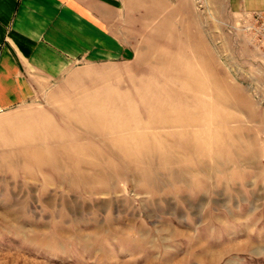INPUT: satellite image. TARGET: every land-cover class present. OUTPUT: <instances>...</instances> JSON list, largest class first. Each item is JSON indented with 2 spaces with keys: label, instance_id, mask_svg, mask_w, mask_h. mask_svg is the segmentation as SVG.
Instances as JSON below:
<instances>
[{
  "label": "rangeland",
  "instance_id": "obj_1",
  "mask_svg": "<svg viewBox=\"0 0 264 264\" xmlns=\"http://www.w3.org/2000/svg\"><path fill=\"white\" fill-rule=\"evenodd\" d=\"M172 2L127 42L125 113L69 77L20 107L84 151L0 158V264H264V8Z\"/></svg>",
  "mask_w": 264,
  "mask_h": 264
},
{
  "label": "crops",
  "instance_id": "obj_2",
  "mask_svg": "<svg viewBox=\"0 0 264 264\" xmlns=\"http://www.w3.org/2000/svg\"><path fill=\"white\" fill-rule=\"evenodd\" d=\"M244 5L264 8V0H244ZM177 6L172 0H0V133L15 152L0 158H69L68 151L83 152L66 137L44 130L41 119L30 125L36 137L25 136L15 128L20 107L39 91L40 79L69 77L76 94L83 95L81 111L92 113L93 104L103 100L115 106L109 109L125 113L126 65L135 54L127 42H147L142 32L153 29L163 14L171 22ZM88 120L78 125H121Z\"/></svg>",
  "mask_w": 264,
  "mask_h": 264
}]
</instances>
